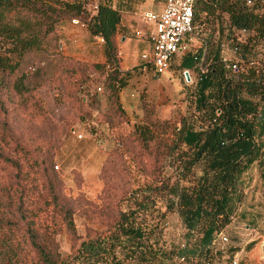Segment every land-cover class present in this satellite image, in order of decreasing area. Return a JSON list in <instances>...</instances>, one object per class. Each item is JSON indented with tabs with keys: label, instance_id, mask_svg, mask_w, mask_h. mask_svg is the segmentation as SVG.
<instances>
[{
	"label": "trees",
	"instance_id": "trees-1",
	"mask_svg": "<svg viewBox=\"0 0 264 264\" xmlns=\"http://www.w3.org/2000/svg\"><path fill=\"white\" fill-rule=\"evenodd\" d=\"M92 12L85 0H0V167L11 165L18 169V177L21 175L22 165L5 149L11 144L24 149L11 131V112L22 115L31 111L35 118L42 115V105L25 83L26 75L18 76L25 56L42 50L58 24L81 20L91 35L104 39L106 60L92 65L79 63L67 71V81L82 84L77 77L85 80L89 68L105 71L103 123L134 159L150 150L156 158H167V165L174 170V181L163 178L156 185L131 193L127 202H132V207L120 212L112 227L117 251L104 249L98 238H90L65 264H217L216 260L225 254H229L233 264L241 247L222 249L221 234L243 203V176L256 163L264 166V74L251 76L250 80L234 79L224 68L222 44L238 45L239 33L246 31L248 35L243 37L248 43L241 44L244 58L251 48L260 45L264 49V0H194V28L226 18L229 39L210 38L196 54L185 49L180 69L195 70L199 78L194 91V114L166 120L148 118L127 134L118 129L126 115L121 90L130 88L135 76L142 77L145 68L159 74L152 63L144 61L131 70L120 69L121 14L113 7V0H102L97 11ZM209 64L203 72L202 66ZM43 176L42 189L51 193L55 209L76 235L73 210L58 203L56 172L47 168V163L41 171ZM22 186L28 194L27 186ZM158 198L175 206L186 230L184 243L179 247L166 246L165 215L157 205ZM13 225L0 216V226ZM27 234L36 261L29 263L19 245L0 243V264H60L41 242L39 231L31 222ZM256 244L251 242L247 248L251 250Z\"/></svg>",
	"mask_w": 264,
	"mask_h": 264
},
{
	"label": "rangeland",
	"instance_id": "rangeland-1",
	"mask_svg": "<svg viewBox=\"0 0 264 264\" xmlns=\"http://www.w3.org/2000/svg\"><path fill=\"white\" fill-rule=\"evenodd\" d=\"M61 24L57 25V31L42 50L25 56L18 73L19 77L26 75L25 83L43 108L38 118L30 115L33 114L31 111L22 115L15 112L10 114L11 131L19 138L24 149L18 150L14 144L5 149L22 165L21 175L18 177V169L11 165L0 167V216L14 223L13 226H0V243L19 245L29 263L36 261L28 246L29 222L39 231L41 242L58 258L60 264L71 260L80 244L90 238H98L104 249L117 251L112 227L120 212L132 207V202H127L131 193L148 185H156L163 178L171 177L174 181V170L167 165V158H156L150 150L143 152L141 158L134 159L119 146L118 138L112 131V138H104L98 125H106L102 121L105 104L101 105L100 100L104 96L103 90L98 92L97 88L102 87L106 73L89 68L85 71V80L82 76L77 77L82 84L67 81V71L71 68H76L79 63L92 64L77 60L65 50L57 36ZM226 25L224 18L201 28L195 27L193 33L185 38L186 52L196 54L210 38L228 41ZM241 37L239 35L238 38ZM262 49L260 45L255 48V60L258 62L262 60ZM75 52L78 54V51ZM184 53L185 50L181 51L170 69L172 81H168L169 88L162 86L150 90L149 87L144 88L141 77L133 78L129 89L133 93L136 91L142 101L140 106L145 110L137 115L128 109L124 123L118 128L120 132L131 133L137 123H144L148 118L166 120L176 115L190 117L194 114V91L199 78L195 70L190 81L183 74L180 66ZM126 54L133 58L124 56L122 67L125 69L136 58L142 61L139 49H129ZM229 57H232L231 53ZM144 76L154 79L152 71L145 72ZM178 81L180 89L174 87ZM135 115L139 119L129 124ZM73 126L79 127L84 134L83 139L70 133ZM176 147L179 149L180 144ZM45 163L47 168H53L56 172L58 203L73 210L76 235L55 209L51 193L42 189L45 177L41 178V171ZM263 167L256 163L243 176L246 183L243 203L221 234L222 249L241 247L233 258V264H264ZM22 185L27 186L28 194L23 191ZM10 202H13L12 205ZM156 202L161 214L165 215L163 234L166 246H181L186 230L175 206L159 198ZM224 237L227 241L223 240ZM254 241L257 244L249 250L247 245ZM216 262L230 264L229 254Z\"/></svg>",
	"mask_w": 264,
	"mask_h": 264
},
{
	"label": "crops",
	"instance_id": "crops-1",
	"mask_svg": "<svg viewBox=\"0 0 264 264\" xmlns=\"http://www.w3.org/2000/svg\"><path fill=\"white\" fill-rule=\"evenodd\" d=\"M164 5L165 0H113V7L117 9L121 14L118 39L120 41V69L122 71L131 70L143 63V60L139 61L136 58L135 61H132L130 63L129 68H123L122 63L124 56H126L127 58L129 57L130 59L133 58L129 54L125 55V52H128L129 49H139V51L141 52V56L144 53H151L152 45L148 37L152 31V26L146 22L145 16L146 14L152 12L161 11L164 8ZM137 32H140L141 35H137ZM57 36L60 39L65 50H67V52L73 55L77 60L79 59L82 62L91 64L105 62L106 59L103 52L104 39L102 37H94L93 35H91L88 31V28L81 20L74 19L62 22V24L59 26ZM134 40L136 41L133 42ZM75 51H78V54H76ZM174 62L172 68L174 66ZM147 71V68L141 71V78L144 88L149 87L150 90L154 88L159 89L162 86L169 88L168 81L171 78V72H169L167 75L161 76L157 75L153 71L154 79L151 80L144 76L145 72ZM186 72H189V76L191 77L192 71H185L183 72V74H185ZM156 77L158 79L155 80ZM179 86L180 82L178 81L177 85L174 87L180 89ZM121 99L126 112H128V109H130L132 112H135L138 115L145 110L142 109V106H140V102L142 101L140 100L138 94L136 93V91L135 93H133L132 89L125 88L124 90H121ZM100 100L101 105L106 104L104 98H100ZM146 102L147 100L145 101V103ZM128 104L131 105L128 107ZM138 119L139 117L135 115L134 120L130 121L129 124L136 123ZM98 125L100 127L99 129L104 133V138H112L110 134L111 131L110 129H108L107 125ZM72 128H75L79 134L84 135L80 131V129H78V126H73Z\"/></svg>",
	"mask_w": 264,
	"mask_h": 264
},
{
	"label": "built area",
	"instance_id": "built-area-1",
	"mask_svg": "<svg viewBox=\"0 0 264 264\" xmlns=\"http://www.w3.org/2000/svg\"><path fill=\"white\" fill-rule=\"evenodd\" d=\"M85 1L90 3L92 13H95L102 0ZM145 20L152 26V31L148 37L152 51L151 53H144L142 60L152 63L159 75H167L172 69L175 58L186 49L183 43L187 34H192L194 31V0H165L164 8L159 12L146 14ZM137 35L140 36L141 33L137 32ZM239 35L243 37L247 36L248 33L242 31ZM242 37L238 38V45H233L230 42L222 44L223 64L234 79L250 80L251 76L264 74V49L261 52V62L255 60L256 50L253 48L245 54L246 58H244L242 54L244 49L241 44H247L248 41ZM229 53L232 54L231 58ZM210 66L211 64L206 67L202 66L201 69L205 72ZM97 91L102 92V87H98ZM262 109H264V105ZM70 133L78 139L84 137L75 128H71ZM223 240L227 241V238L224 237Z\"/></svg>",
	"mask_w": 264,
	"mask_h": 264
},
{
	"label": "water",
	"instance_id": "water-1",
	"mask_svg": "<svg viewBox=\"0 0 264 264\" xmlns=\"http://www.w3.org/2000/svg\"><path fill=\"white\" fill-rule=\"evenodd\" d=\"M123 42H124V40H123ZM185 76H186L187 80L190 81L189 72H186ZM263 253H264V246H263Z\"/></svg>",
	"mask_w": 264,
	"mask_h": 264
}]
</instances>
